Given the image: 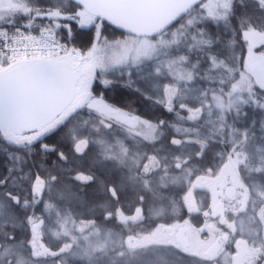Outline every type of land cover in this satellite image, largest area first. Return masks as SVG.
Here are the masks:
<instances>
[{
    "label": "rangeland",
    "instance_id": "rangeland-1",
    "mask_svg": "<svg viewBox=\"0 0 264 264\" xmlns=\"http://www.w3.org/2000/svg\"><path fill=\"white\" fill-rule=\"evenodd\" d=\"M199 3H197V7H192L184 16L179 18L175 27L170 28V26L169 29H166V31L157 34L156 36H131L123 33L122 36L113 38V40L106 38L104 36L105 34L102 32L103 19L90 15L86 9L76 5L78 8L68 10L66 7L67 3L64 0H59L56 6H50L52 8L49 9H55L52 11L55 13L56 19L66 22L65 24L72 22L76 28L90 27L93 25L95 28V40L87 52L78 51L73 48L72 44L68 43L70 33L67 34V37L65 38L56 30V27L61 25H57L58 21L53 22L56 27L52 24V29L57 33L59 38L68 44L69 51L62 54L58 59L50 60V63L66 66L74 73V76L72 79V88L69 92L70 94L65 99L62 107L46 121L42 122V124L36 126L34 131L36 136H42L44 133L53 130V128L59 123L68 119L69 122H74L72 124L74 125L72 131L74 139L77 138L74 105L85 108L87 111L94 114L96 113L98 117L95 119L107 120L113 123L114 127L123 130L118 124L109 120L98 111V108L101 107L102 104L113 105L109 102H104L100 97L88 92L94 78H97L103 84H105V82L109 83L115 81L129 84V81H131L130 85L135 86L136 89L141 90L147 96L150 95L155 99H163L165 85L176 86L178 91L175 98L187 104H193L190 102H195L196 100L198 102L200 98H206L208 101V109L203 115L204 118L207 119V126L210 132H206L203 136L199 135V140L203 142V140L211 139L214 141L213 143H216L213 146L216 148L219 143H224L228 147H233L237 144L236 150L246 151L253 163H255L259 157L264 156V107H262L264 103L258 102L257 99L252 96L254 83L256 84V82L258 83V81L260 82L263 80L260 78L263 74H261L257 68L264 63L259 61L254 62L253 70L250 71L251 73H247L244 69V71L240 70L238 64H236L239 56L238 48L237 44L232 39V28L228 19L225 21H214L207 16V11L210 7L209 0H201ZM33 10V7H24L21 0H0V18L16 17L19 14L23 15L24 13H30L29 16H31L37 12H41H34ZM202 31L206 37H210L214 42H216L218 38V42L215 43V46L211 49L207 46L200 45L198 46V49L193 47L192 50L189 51V45L195 43L192 39L193 36L199 39ZM153 48L155 51L152 52L150 56L143 55L146 49ZM210 52L217 56V67L215 69L211 68V61L209 59ZM181 55L188 56V62H178L177 64H174L173 67L182 66L183 68L192 70V81L176 79L174 72L172 75H169L168 69L165 67L172 61H178V58ZM199 59L203 60L205 64L203 63L200 67L198 66L193 69L192 65L195 62L200 61ZM220 60H223L224 63L221 64ZM201 63L202 62H200V64ZM158 68L160 69L159 73L156 71ZM10 70L12 69H9L8 72H10ZM254 75H257V79ZM258 78L261 80H258ZM258 84L261 85L260 83ZM221 104L223 105L222 107L219 106ZM239 110H242L244 114L236 118V120L239 119V121L237 120V122H234V118L232 117L237 116L235 114H237ZM231 113L234 115L232 114L230 117ZM245 113L247 115H245ZM248 114H251L252 117L250 125V128L252 129L251 135L249 134L250 128L246 127L247 119L249 118ZM228 119L231 123L228 122ZM176 131L178 130L176 129ZM179 132L181 131L179 130ZM245 133L247 134L246 141L244 140ZM218 136L222 137V139L220 140ZM126 143L128 142L126 141ZM2 147H4V145L0 142V149ZM216 148H212V151ZM192 151H194L193 147H190L186 151L183 150L182 153H172V157L174 160H180L182 156L181 154L186 152L192 153ZM214 152L219 157L222 154L218 153V151ZM6 154L12 155V152L7 151ZM13 160L15 162L13 167H16V170H19V168L24 170L25 164L20 157L16 155L13 157ZM99 161L100 159L97 157L95 165H97ZM70 165L71 164L69 163V166ZM112 165L113 163L110 164V169L111 167L113 168ZM214 165H216V163H214ZM106 166L109 167V165L105 164L104 167ZM239 167L242 176L247 180L248 177L245 174L243 166ZM63 168H65V166L57 168L59 173L63 171ZM47 174L50 175L49 173ZM47 174H45V177ZM174 177L175 176L170 175L162 179L167 187H162L161 190L164 193L166 192V194H164V197L160 201L155 200L153 207L150 205L151 208H148V214L145 215L147 219L152 218L153 220L169 218L168 216L173 217L178 211V206L176 204L177 197H174V193H182L181 191L187 185V181L186 183H183L184 176L180 179L175 177L176 180L173 183L172 180ZM50 180L51 179H48V181H46L49 182ZM63 185H65L63 181H58L53 187L60 188ZM118 186H120V184H118ZM196 195L197 203L195 209L201 211L204 209V201L206 197H208V194L206 193L205 195L199 193ZM45 197L48 198L47 192L45 193ZM50 199L56 201L61 208L69 207L73 212L80 215H83L84 211L89 210L92 205L86 199H84L85 203L83 204L76 200L71 202L57 200L55 192L51 194ZM42 206L43 205L41 204L40 207ZM160 208H163L164 211L160 216H155L152 210ZM224 216L229 222L234 218V214L230 211H226ZM54 219L55 218L53 217L47 221L53 229L56 228ZM220 219L221 215L218 212L216 214L212 209L211 211L208 209L202 215L196 214V217L193 219L187 218L188 225L198 224L196 229H192L191 226L187 225L188 228L186 232L189 231L190 233H186V235L183 236L185 227L179 228V235L177 234V237L175 236L174 238V242L180 244L182 247L187 246L190 251H199L201 253L207 248L206 246H208L213 239L212 236L215 237L214 231L217 230V226L222 225L227 230L224 234L221 232L219 233L220 237H217L218 244L222 242V239L224 243L227 244L225 246L224 244L219 245L216 254V257L218 258L207 260L205 262L200 258H194L191 261L187 260L186 263L183 262V259L180 258L178 254H176L178 257H174L173 255L168 257L173 262L168 258H165L166 260L162 258V261L157 262V264H225L226 260L228 261V264H232L231 254L235 252L232 250L231 244L235 239L240 237V234L237 230L236 235L233 236L232 231L226 224L221 223ZM107 227L113 228L115 231L120 230L117 224L116 226L107 225ZM143 227L145 229L144 231H150L147 227ZM225 236H227V241ZM46 238L49 243H60L51 236H46ZM217 238L215 241H217ZM248 239L251 240L252 237H248ZM213 244L217 245V242ZM212 249L214 250L215 247ZM211 251L209 250V252ZM152 252L153 251L147 252L144 255L138 253L135 257L131 258V262H137V260L149 262L153 258ZM187 256L188 255H184V258L188 259ZM68 259L71 260L70 264H74V261L71 258Z\"/></svg>",
    "mask_w": 264,
    "mask_h": 264
},
{
    "label": "trees",
    "instance_id": "trees-1",
    "mask_svg": "<svg viewBox=\"0 0 264 264\" xmlns=\"http://www.w3.org/2000/svg\"><path fill=\"white\" fill-rule=\"evenodd\" d=\"M21 1L24 7H33L34 12L48 10V8H52L50 6H56L59 2V0ZM64 1L67 3L66 7L68 8V10L78 8L72 1ZM24 14H19L18 17L26 18L30 13H27L25 15ZM3 19L6 18H0V20ZM228 22L231 24L232 28V39L237 44L238 48L239 56L236 64H238L240 70H245L247 73H251L250 71L253 70L254 62L259 61L264 63V6L259 3V0H233L232 10L229 13ZM65 23L66 22L62 20L59 21V24L61 26H55L56 30L65 38L67 37V34L70 33V39L68 38V43L72 44L73 48L78 51L87 52L95 40L94 26L91 25L90 27L76 28V26L72 22L67 24ZM176 25L177 23L173 24L170 28H173ZM245 31L249 32V37L247 39L242 35V33ZM102 32L103 34H105L104 36L110 40L123 35V32L119 28L112 26L111 23L106 19L102 20ZM252 33H256L257 35L253 36ZM250 47L253 49L252 51H248ZM200 62L202 63L200 64ZM203 63L204 61L200 60L198 66L200 67V65H203ZM257 70L261 74H263V76H260V78L263 80L258 78V80H261L260 82L258 81V83L264 85V64L260 65ZM6 75H8V70L0 69V77ZM254 76L257 79V75ZM258 83H254V88H252V96H254V98L257 99L258 102L264 103V89H262L261 85H259ZM130 84L115 81L107 83L106 86L101 81H99V79L94 78L88 92H90L92 95L100 97L104 102H109L113 106L118 107L123 111L130 112L154 123L163 121V126L158 130V135L160 138L155 142H147L140 137H136L133 139L125 131L121 130L118 127H114L113 123L107 120L104 121L103 119H95L96 117H98L96 113L94 114L92 112H89L85 108H81L78 105H74L77 135V138L75 139L72 131V128L74 126L72 124L74 122H69L68 119L64 120V122L62 123H59L55 128H53V130L44 133L42 136H36V133H34L36 127H32L28 130H17L12 128H10L9 130L3 126L0 120V142L4 145V147L0 149V203H4L6 206L11 204L12 197H18L21 204H23L24 200L27 198L29 201H31L33 198L31 188L37 176L44 179L45 181H48V179H51V177L55 176L58 181H63L64 184H71L73 186V190L78 192L79 195L90 202V204L98 203L104 199H108L109 197L107 195V188L112 185L108 172L105 170H100V168L95 166V163L92 160V155L97 150L98 146L95 143L90 142L87 150L83 155L76 153L74 148L75 143L79 139L89 137L90 135H95V133L92 132L93 126L100 125L103 121L104 124H112V128L110 130H107V136L109 139H112L113 137L125 139V141L128 142L127 145H133L136 147L135 149L138 150L140 148L139 153L144 154L143 158L140 160L139 165L135 167L133 172L129 175H136L138 177H143V179H148L150 181L151 187L153 189H156L155 187H158V181H156L155 178L159 176L156 171L151 170L148 174L143 173V163H145L146 161L149 162L150 156H155L156 159L164 160V174H166L165 177L172 175L180 179L184 176L183 183H186L187 181L184 192L180 195L174 193V197H177L176 204L178 206V211L174 214V216H168L169 218L163 219H146V221L143 222L139 228L140 230L144 231L145 229L143 226L147 227L148 230H152L157 225H164L166 227H170L177 237V234L179 235V228H184L182 225V221L187 218L186 215L188 213V210H194L197 203V195L192 194V189L194 188V186H196L195 183L200 181L203 176L197 175L193 178L192 176H190V174L193 171H201V168L204 167L205 164L204 161L206 160L203 159V161H201L198 158L200 156L203 157L204 154H210L215 157L214 151H218V153H222L224 155L227 154L226 159L229 163V158H233V154L237 151V144H235L233 147H228L224 143H219L217 149L216 147H213L216 144L213 143V140L208 139L205 141L203 140V142L199 140V135L203 136V134L205 135L206 132H210L207 126V119L204 118L203 115L208 109V101L206 100V98H200L198 102L196 100L195 102H190L193 104H187L183 101L177 100L175 96L172 100L173 110L171 112H168L165 110L162 104L157 103V99L150 95L147 96L144 92L136 89L135 86ZM181 105H184V107H181ZM197 109H199V115H197L195 119H189V116L193 115ZM232 114L233 113H231L230 117L232 116ZM243 114L244 113L242 112V110H239L237 114H235L237 116L232 118L236 120L237 117H240ZM245 115L247 114L245 113ZM228 122L231 123L229 119ZM176 129H179L181 132L176 131ZM218 138L220 140L222 139V137L220 136H218ZM174 139L179 140L180 144H173L171 141ZM157 143H160L161 146H159V144ZM190 147H193L194 151H192V153H183L181 154L182 156L180 160H172V153L177 152L179 154L180 152L182 153L183 150H188V148ZM212 148L216 149L212 151ZM7 151L12 152V155L6 154ZM16 155L22 159V162H24V170H21V168H19V165L17 166H19L18 168L20 171L18 169L16 170V167H13L15 165L13 157ZM193 157L195 163H190V161L187 159ZM218 161L216 160L213 162L217 163ZM69 163L71 164L70 166ZM177 164H180L181 167L177 168ZM62 166H65V168H63V171L59 173L57 168H60ZM117 167L118 175H120L117 179L116 187L117 191L120 194V203L126 206L128 204H131L133 207H135L137 204H139V198L143 196V207L145 210V214L147 215L148 208H151L150 205L153 207V203H155L154 201H160L164 196L161 195L160 199L154 198L153 192L147 191L143 187V179H138L135 184L130 183L127 180V177L129 176L127 175V170L121 168L122 166H120L119 164L117 165ZM66 168L70 169L66 170ZM78 172L93 175L94 177H96V182L91 185H82L78 183L77 181L72 179V177H74ZM228 172L230 173L231 169ZM47 173H49L50 175H48ZM45 174H47L46 177ZM57 179L56 182L58 183ZM211 179L212 178H210V180ZM100 181L104 182L103 191H101L100 189ZM118 184H120V186H118ZM121 185H123V187H121ZM133 187L135 188L134 194ZM133 196H135L136 198H134ZM177 201L179 204L177 203ZM218 202L222 203L225 207L228 206L227 197L225 199H220ZM218 202L216 204H218ZM211 207H213V205ZM220 208L221 204H218L217 207L215 206L214 212L216 214L218 212L221 215ZM208 209L209 206L206 208L205 212ZM11 210L21 217L26 214L24 210L14 205L12 206ZM91 215L92 213L87 210L84 211L82 218H97V223H105L103 216L100 214L98 209L96 211V217H93ZM116 224L118 225V222L113 220L107 225L116 226ZM226 230L227 229H225L224 226L218 225L217 230L214 231V234L219 235L220 232L224 234L226 233ZM185 235L186 229L184 228L183 236ZM175 236L173 237V239L175 238ZM20 238L26 239L25 236H21ZM45 241L53 248L59 246V243H49L46 237ZM222 244H224L223 239L222 242L218 244V247ZM209 250L213 251V249L210 248H205L201 253L199 251H191L196 254L193 256L188 255V259H185V254L183 252L177 251L170 246L167 248V250H163L162 248L160 250L149 249L148 251H141L139 252V254L144 255L147 252L153 251V258L151 261L143 262L137 260V262L134 261L131 262V264H154V262L155 264H157V262L162 261V258L167 259L172 255L176 257V254H178L179 257L183 259V262L187 263V260L191 261L194 258L201 259V257L212 255ZM3 252L4 249L0 248V253ZM168 259L171 260L170 258ZM202 260L205 262L208 259ZM70 262L71 260L67 259L66 264H70Z\"/></svg>",
    "mask_w": 264,
    "mask_h": 264
},
{
    "label": "snow or ice",
    "instance_id": "snow-or-ice-1",
    "mask_svg": "<svg viewBox=\"0 0 264 264\" xmlns=\"http://www.w3.org/2000/svg\"><path fill=\"white\" fill-rule=\"evenodd\" d=\"M209 2L208 17L214 21L228 19L233 0H209ZM259 3L264 6V0H259ZM242 35L247 39L249 32L245 31ZM252 35L256 36L257 34L252 33ZM192 39L195 43L189 45V51L193 47L198 49L200 45L211 49L218 42V38L214 42L210 37H206L203 31L199 39L195 36ZM252 50L251 47L248 49V51ZM154 51V48L146 49L143 55L150 56ZM188 59V56L181 55L178 61H172L166 65L169 75L174 72L176 79L192 81V70L182 66L173 67L178 62L187 63ZM209 59L211 68L215 69L217 56L210 52ZM220 63L223 64L224 61L220 60ZM198 65L199 61L195 62L192 68L194 69ZM156 71L159 73L160 69L158 68ZM107 83L105 82L106 86ZM130 83L131 81H129ZM261 88L264 89V85H261ZM177 91L176 86L165 85L164 97L157 99V103L162 104L166 111L171 112L173 110L172 100ZM98 111L118 124L133 139L140 137L145 141L155 142L160 138L157 132L163 126V121L154 123L108 104H102ZM197 115H199V109L189 116V119H195ZM111 128L112 124L105 125L103 121L100 125H94L92 132L95 135L79 139L74 145L75 151L83 155L89 143H95L104 159L115 160L120 166L128 167L129 172L132 173L144 154L133 152L125 139L116 137L109 139L107 130ZM177 130L179 131V129ZM244 140H247L246 133ZM171 142L175 145L180 144V141L176 139ZM229 164L231 172L229 173L230 186L227 193L228 206L225 207L221 204L220 222L227 225L233 236L238 230L241 237L236 242L237 251L231 254L232 264H264V156L259 157L253 163L246 151H236L235 158H229ZM239 166H243L248 177L247 180L241 175ZM159 167L156 157L150 156L149 162L144 165L143 173L148 174L151 170ZM176 167L180 168L181 165L177 164ZM56 179L53 176L49 182H46L37 176L31 188L33 194L31 201L25 199L21 204L18 197H12L11 204L6 206L4 203H0V248L4 249V252L0 253V264H66L68 258H71L74 264H131V258L141 251L160 250L161 248L167 250L169 246L185 255L196 254L191 252L187 246L182 247L174 242L175 233L170 227L157 225L150 231L139 230L146 218L143 196L139 198V204L135 207L131 204L126 206L120 203L117 187L109 186L107 188L109 198L92 204L89 209L92 213L91 216L96 217L97 209L103 216L105 223H97V218H82V215L73 212L71 208H61L56 201L50 199L51 194L55 192L57 200L67 202L76 200L81 204L85 203L84 198L78 192L73 191L71 184L54 188ZM72 179L82 185H91L96 182V177L83 172H78ZM138 179H143V177L136 175L127 177V180L133 184ZM175 180L174 177L172 182L174 183ZM99 185L103 191L104 182L100 181ZM143 187L147 191H152L154 198H161L158 188L153 189L148 179H143ZM159 187H167V185L161 180ZM46 192L48 198L45 197ZM41 204L42 207H40ZM13 205L24 210L26 214L23 217L17 215L11 210ZM163 211V208L152 210L155 216H160ZM226 211H231L234 214L231 222L223 215ZM53 217L55 218V229L47 223ZM113 220L118 222L119 231L107 227V224ZM21 236H25L26 239H21ZM46 236H51L59 241V246L53 248L46 243ZM248 237H252V239L250 240ZM225 239L227 240V236ZM215 256L216 253L213 252L212 255L201 257V259L212 260ZM225 264H228L227 260Z\"/></svg>",
    "mask_w": 264,
    "mask_h": 264
},
{
    "label": "water",
    "instance_id": "water-1",
    "mask_svg": "<svg viewBox=\"0 0 264 264\" xmlns=\"http://www.w3.org/2000/svg\"><path fill=\"white\" fill-rule=\"evenodd\" d=\"M131 36H156L201 0H70ZM74 73L64 65L20 67L0 77V120L7 129L42 124L62 105ZM228 192V190H227ZM235 241L234 246H236Z\"/></svg>",
    "mask_w": 264,
    "mask_h": 264
},
{
    "label": "built area",
    "instance_id": "built-area-1",
    "mask_svg": "<svg viewBox=\"0 0 264 264\" xmlns=\"http://www.w3.org/2000/svg\"><path fill=\"white\" fill-rule=\"evenodd\" d=\"M52 10L0 21V67L9 62L56 59L69 51L68 44L52 29L53 22H59Z\"/></svg>",
    "mask_w": 264,
    "mask_h": 264
},
{
    "label": "flooded vegetation",
    "instance_id": "flooded-vegetation-1",
    "mask_svg": "<svg viewBox=\"0 0 264 264\" xmlns=\"http://www.w3.org/2000/svg\"><path fill=\"white\" fill-rule=\"evenodd\" d=\"M251 116V114L248 116L249 118L246 120L247 121V124H246V127H248V128H250L251 126V122H252V117H250ZM239 121V120H238ZM234 122H237V120H234ZM251 131H252V129L250 128V131H249V134L251 135ZM254 132V131H253ZM249 136V135H248ZM139 138V137H138ZM157 144H159V146H161V144L160 143H157ZM133 152H138L139 153V151H140V148H139V150L138 149H135L136 147L135 146H133V145H129L128 146ZM235 154V153H234ZM234 154H233V159H234ZM93 157H92V160L94 161V163L96 164V162H95V160H96V158L98 157V159H100V161L97 163V165H95L96 167H98V168H100V170H105V171H107L108 172V175H109V177H110V182H111V184L112 185H115V186H117V179H118V177H119V175H117L118 174V167H117V165H118V163L115 161V160H111V159H104L101 155H100V153H99V148H97V150L94 152V154L92 155ZM222 156V157H221ZM220 157L219 156H217V154H215V157H213L212 155H210V154H204V156L202 157V156H200L198 159L199 160H201V161H203V159H206L204 162H205V164H204V167H202L201 169V171H193V172H191V174H190V176H192L193 178H194V176H197V175H201V176H203V178L200 180V181H198V182H196L195 184H196V186H194V188L192 189V194H194V195H196V194H199V193H203V194H205L206 195V193L208 194V197H206V199H205V201H204V204H205V206H204V211L203 210H201V211H199V210H196V209H190V211L188 210V213H187V218H190V219H193L194 217H196V214H203L204 212H205V210H206V208L209 206V210L211 211V209H212V211L214 212L215 211V206L217 207V205L219 204H222V203H220V202H218L220 199H225L226 197H227V190H228V188H229V186H230V184H229V181H230V176H229V170L231 169V165L227 162V159H226V157H227V154H225V155H221ZM174 158H172V160H173ZM212 159H213V161H221V162H217L216 163V165H214L213 163V161H212ZM158 161H159V165H160V167L159 168H157V169H154V171H156V173L159 175L157 178H155V180L156 181H158V187H155L156 189L158 188V190H159V193L162 195V196H164V194H166V192L164 193L162 190H161V187H159V185H160V182H161V180L165 177V175L166 174H164V170H165V168H164V166H165V164H164V160L163 159H157ZM171 160V161H172ZM187 160H189L190 161V163H195L194 162V157L193 158H189V159H187ZM107 164V165H109V167H104L105 166V164ZM111 163H113V168L111 167V169H110V164ZM148 163V161H146L145 163H143L144 165L145 164H147ZM185 163V162H184ZM216 166V167H215ZM206 167V168H205ZM214 167H215V169H214ZM121 168H123V169H126L127 170V175H129L130 174V172H129V168L128 167H121ZM240 168V167H239ZM70 168H66V170H69ZM65 170V171H66ZM240 173H241V171H240ZM241 175H242V173H241ZM178 178V177H177ZM210 178H212L211 180H210ZM134 190H135V188L133 187V194H134ZM184 190H185V188L181 191L182 193L184 192ZM182 193H176L177 195H180V194H182ZM175 194V195H176ZM134 198H136L135 196H133ZM197 197V196H196ZM195 197V198H196ZM28 199V198H27ZM212 200V201H211ZM196 201H197V198H196ZM218 202V204H216ZM213 205V207H211V206ZM219 207V206H218ZM134 211V210H133ZM146 215V214H145ZM187 218H185V220L184 221H182V225H183V227H185V229L187 230V225H188V222H187ZM204 218V217H203ZM146 219L147 218H145V220L143 221V222H145L146 221ZM145 225H147V224H145ZM188 226H191L193 229L195 228H197L198 227V224H192V225H188ZM209 232V231H208ZM187 234H189L190 232L189 231H187L186 232ZM211 235H212V233H211ZM215 235V234H214ZM219 235H215V237H213L212 236V240H211V242L208 244V246H206L207 248H210V249H212V248H214L215 247V249L216 250H213V251H211V253H213V252H215L216 254H217V251H218V249H219V247H218V237ZM220 237V236H219ZM217 238V241H215V239ZM240 238V237H239ZM238 238V239H239ZM237 239H235L234 240V242L231 244V248H232V250H234V252H236L237 251V248H236V246H234V244H235V241H236ZM215 242H217V245H212L213 243H215ZM227 243H224V246L226 245ZM191 256H193V255H191ZM207 256H210V255H207ZM206 256V257H207ZM216 258H218V257H216L215 256V259Z\"/></svg>",
    "mask_w": 264,
    "mask_h": 264
}]
</instances>
